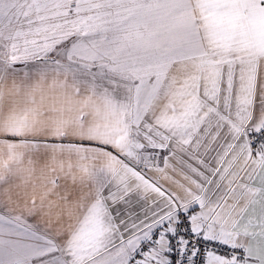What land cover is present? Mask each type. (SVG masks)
<instances>
[{
    "label": "snow or ice",
    "instance_id": "obj_1",
    "mask_svg": "<svg viewBox=\"0 0 264 264\" xmlns=\"http://www.w3.org/2000/svg\"><path fill=\"white\" fill-rule=\"evenodd\" d=\"M0 264H264V0H0Z\"/></svg>",
    "mask_w": 264,
    "mask_h": 264
}]
</instances>
